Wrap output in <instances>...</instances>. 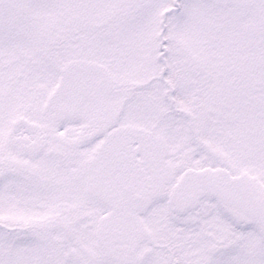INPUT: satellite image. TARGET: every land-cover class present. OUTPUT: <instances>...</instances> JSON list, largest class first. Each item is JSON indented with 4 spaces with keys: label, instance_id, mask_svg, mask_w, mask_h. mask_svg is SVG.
<instances>
[{
    "label": "snow or ice",
    "instance_id": "snow-or-ice-1",
    "mask_svg": "<svg viewBox=\"0 0 264 264\" xmlns=\"http://www.w3.org/2000/svg\"><path fill=\"white\" fill-rule=\"evenodd\" d=\"M0 264H264V0H0Z\"/></svg>",
    "mask_w": 264,
    "mask_h": 264
}]
</instances>
